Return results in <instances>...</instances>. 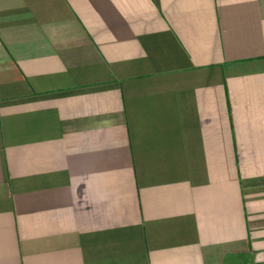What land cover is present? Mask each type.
Segmentation results:
<instances>
[{
  "label": "crops",
  "instance_id": "crops-1",
  "mask_svg": "<svg viewBox=\"0 0 264 264\" xmlns=\"http://www.w3.org/2000/svg\"><path fill=\"white\" fill-rule=\"evenodd\" d=\"M0 264H264V0H0Z\"/></svg>",
  "mask_w": 264,
  "mask_h": 264
}]
</instances>
